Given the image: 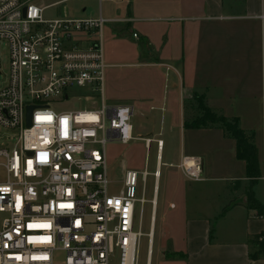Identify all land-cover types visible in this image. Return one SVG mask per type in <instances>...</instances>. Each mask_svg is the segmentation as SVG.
Segmentation results:
<instances>
[{
	"label": "built area",
	"instance_id": "2783aa9c",
	"mask_svg": "<svg viewBox=\"0 0 264 264\" xmlns=\"http://www.w3.org/2000/svg\"><path fill=\"white\" fill-rule=\"evenodd\" d=\"M44 11L30 1L0 0V51L5 47L9 55L0 87V126L16 135L10 149L0 148V264H137L143 236L134 230L137 204L140 218L149 202L148 264L158 167L152 173L146 167L125 170L120 190L108 192L106 145L135 139L131 108L103 101L108 20L101 13L88 19L46 18ZM76 89L99 92L101 107L54 106ZM28 106L33 107L30 126ZM89 113L100 117L97 126L79 123L80 115ZM143 142L148 150L153 140ZM156 146L161 148L162 141ZM178 168L189 182L202 178L198 156L182 157ZM149 175L153 186L147 201L137 197V184ZM260 179L264 183V174ZM258 241L264 243V227Z\"/></svg>",
	"mask_w": 264,
	"mask_h": 264
},
{
	"label": "crops",
	"instance_id": "0c3cea01",
	"mask_svg": "<svg viewBox=\"0 0 264 264\" xmlns=\"http://www.w3.org/2000/svg\"><path fill=\"white\" fill-rule=\"evenodd\" d=\"M47 1L51 2L40 0L37 5L45 10L59 8L62 16L88 19L101 13L108 20L103 44L104 33L128 43L137 62L122 65L152 68L153 73L146 72L144 78L159 82L153 96L131 97L119 105L131 108V118L139 114L149 120L148 136L135 139L162 141L155 154L160 173L156 211L161 169L166 167L163 205L168 214L174 213V220L168 228L172 248L162 249L159 264H264L252 258L264 227L260 179L264 174V0ZM69 2L79 4L77 14L66 7ZM125 33L130 36L125 38ZM194 95L203 97L213 112L237 118L242 130L253 133L260 176L251 193L263 213L249 203V180L244 162L235 156V141L225 138L217 126L183 127L199 115L197 105L186 106ZM184 156L202 160L201 180L188 187L170 183L183 176L178 165ZM154 230L155 223L153 237Z\"/></svg>",
	"mask_w": 264,
	"mask_h": 264
},
{
	"label": "rangeland",
	"instance_id": "374dc122",
	"mask_svg": "<svg viewBox=\"0 0 264 264\" xmlns=\"http://www.w3.org/2000/svg\"><path fill=\"white\" fill-rule=\"evenodd\" d=\"M40 0L33 1L37 4ZM51 1L45 0L44 4H48ZM79 4L77 3H66V7H72L77 14ZM57 10V11H56ZM89 10V9H87ZM46 18L60 17L62 13L59 8H47L44 11ZM130 33L123 35L128 38ZM112 35L104 33V53L106 62L105 71V83L103 89V101L107 106H119L122 104L124 99L131 97H138L144 95H152L156 93V88H158L159 82L157 79H145L144 75L153 71L148 68H140L135 66L122 65L124 63H135L137 58L131 57V49L128 48V43L126 42H116ZM120 39H124L121 37ZM109 53V56L108 54ZM120 53V55H119ZM130 56V57H129ZM131 62H127V61ZM0 66L1 72L3 74L0 80V87H2L4 76L9 70V55L8 50L2 47L0 51ZM146 67V66H145ZM163 71L164 69H158ZM147 72V73H146ZM99 92H94L91 89H76L72 92L70 98L66 101L63 98H58L54 101L56 108L61 110H71V111H91L97 110L101 107ZM193 106L196 107L197 101L192 97L186 104L187 108ZM100 117L94 114H82L79 117V123L82 125L97 126L100 123ZM149 120L145 117L137 114L131 118V124L133 126V137L144 138L148 136ZM249 133V132H247ZM16 139V135L13 132L6 130L0 126V148L4 147L10 149ZM169 145L166 144L164 148V155H167ZM155 154H156V144L152 143L148 151L144 148L143 141L139 139H134L129 141L126 145H121L120 143L112 142L106 145V155H107V165H108V178L111 181L108 192L110 194H116L121 188V178L124 169H134L137 171H142L146 167L149 173H152L155 168ZM165 162V158H164ZM1 163V160H0ZM168 168L162 167L161 169V185H160V196L158 200V208L155 215V230L153 237V244L151 250V262L150 264H159L162 249L172 248L173 241L170 240L168 228L170 223L174 220V213H167L166 207L163 205V189L164 181L168 182L165 176ZM176 171V170H174ZM2 177V171L0 168V178ZM170 183L173 185L177 184L180 187H188L189 185H194L196 182H188L183 176H175L170 179ZM152 186L153 177L149 175L145 183H142L140 177L137 184V197L140 198L142 195L149 201L152 196ZM259 187V186H258ZM139 205L137 204V214L135 219L134 230L138 229L143 234L139 239L138 253H137V264H146L147 261V244L148 238L146 236L149 230V220H150V204L147 202L143 205L142 214L139 218ZM166 218V221H163ZM164 222V223H163ZM256 258L264 260V243L258 241L257 251L254 253ZM61 258L57 259L60 262Z\"/></svg>",
	"mask_w": 264,
	"mask_h": 264
},
{
	"label": "trees",
	"instance_id": "16d2710c",
	"mask_svg": "<svg viewBox=\"0 0 264 264\" xmlns=\"http://www.w3.org/2000/svg\"><path fill=\"white\" fill-rule=\"evenodd\" d=\"M194 99L198 104L197 110L199 111V115L190 121H185L183 127L185 129H205L217 126L222 130L225 138L235 141V156L237 160L244 162L245 178L249 180L247 190L249 203H251V207L255 208L258 213H263V206L255 201L251 193V188L260 176L257 148L254 143L253 133H247L242 130L238 125L237 118L228 119L213 112L204 104L203 97L194 95ZM252 258H256V256L252 255Z\"/></svg>",
	"mask_w": 264,
	"mask_h": 264
},
{
	"label": "water",
	"instance_id": "95a60500",
	"mask_svg": "<svg viewBox=\"0 0 264 264\" xmlns=\"http://www.w3.org/2000/svg\"><path fill=\"white\" fill-rule=\"evenodd\" d=\"M32 109H33L32 106H28L26 108V122H27V126H30V116H31Z\"/></svg>",
	"mask_w": 264,
	"mask_h": 264
},
{
	"label": "bare ground",
	"instance_id": "6f19581e",
	"mask_svg": "<svg viewBox=\"0 0 264 264\" xmlns=\"http://www.w3.org/2000/svg\"><path fill=\"white\" fill-rule=\"evenodd\" d=\"M155 142H156V145H157V141H155ZM157 149H161V148H158V147H157ZM156 193H157V192H156ZM155 195H156V194H155ZM155 198H156V197H155Z\"/></svg>",
	"mask_w": 264,
	"mask_h": 264
}]
</instances>
